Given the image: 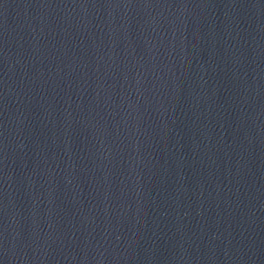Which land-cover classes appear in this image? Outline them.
<instances>
[{
	"label": "water",
	"instance_id": "obj_1",
	"mask_svg": "<svg viewBox=\"0 0 264 264\" xmlns=\"http://www.w3.org/2000/svg\"><path fill=\"white\" fill-rule=\"evenodd\" d=\"M264 38V0H246Z\"/></svg>",
	"mask_w": 264,
	"mask_h": 264
}]
</instances>
